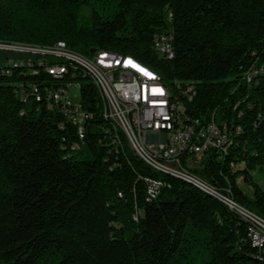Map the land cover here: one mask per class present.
I'll return each instance as SVG.
<instances>
[{
	"label": "trees",
	"instance_id": "1",
	"mask_svg": "<svg viewBox=\"0 0 264 264\" xmlns=\"http://www.w3.org/2000/svg\"><path fill=\"white\" fill-rule=\"evenodd\" d=\"M170 28L165 58L154 35ZM0 41L131 56L201 124L233 121L239 133L220 157L193 171L264 220V0H0ZM33 60L12 76L0 71V264H264V240L254 246L217 196L147 164L119 128L115 151L98 88L78 67L73 80L92 113L80 138L46 97L64 81ZM20 81L41 99H23ZM179 83L196 95L188 100ZM148 178L162 182L154 197Z\"/></svg>",
	"mask_w": 264,
	"mask_h": 264
},
{
	"label": "built area",
	"instance_id": "2",
	"mask_svg": "<svg viewBox=\"0 0 264 264\" xmlns=\"http://www.w3.org/2000/svg\"><path fill=\"white\" fill-rule=\"evenodd\" d=\"M171 31L172 28L156 32L154 35V48L165 58H171L174 54ZM0 50L25 57L11 64L0 62V71L11 72V76L16 68L32 66L33 56H36L39 65L53 68V76L64 81V84L58 86L55 91H49L46 97L58 102L64 119H71V125L76 127L80 138L84 136L85 125L92 113L82 108L80 92L79 95L70 94L71 88H81L80 82L73 80L76 76L75 70L81 67L91 78L99 79L104 84L102 115L109 123L108 127L103 129L106 141L112 144L115 151L121 149L117 124H124L129 128L131 137L137 140V149H143L153 164H160L163 168H175L180 179L184 175L199 176L193 169L202 167L203 160L210 153L220 157L222 144L239 133V126L233 125L231 120L208 123L207 119L204 124H196V116H190L179 99L168 98L166 88L161 86L156 76L149 75L145 69L141 71L142 67L132 61L126 63L129 59L119 58L117 53L95 51L93 55L86 56L70 49L63 41L53 46L0 41ZM46 56L58 58V63L47 64ZM37 72V69L33 70V73ZM20 82L22 89L18 92L23 99L29 96L41 99L37 85L28 81ZM179 88L188 100L196 95L193 84L179 83ZM60 127L63 128V122ZM186 145H194V152H186ZM75 146L77 145L73 147ZM241 165L243 166L244 162L232 160L231 168L237 169ZM147 181L149 195L154 197L162 182L152 178ZM209 187L218 190L219 200L246 223L248 237L251 243L258 247V238L264 234V226L255 221V213L248 209L247 213H240L236 204L230 203L227 190L210 183Z\"/></svg>",
	"mask_w": 264,
	"mask_h": 264
},
{
	"label": "bare ground",
	"instance_id": "3",
	"mask_svg": "<svg viewBox=\"0 0 264 264\" xmlns=\"http://www.w3.org/2000/svg\"><path fill=\"white\" fill-rule=\"evenodd\" d=\"M61 42V41H58ZM101 51H106V50H101ZM113 52V51H111ZM113 53H117V52H113ZM117 57L119 58H128L129 61H132V63L138 64L139 66L142 67V69L147 70L148 74L154 75L157 77L158 82H160L159 76L157 73H155L154 71H152L150 68L146 67L145 65L141 64L140 62H138L136 59H134L131 56L128 55H122L117 53ZM49 72H53V68L49 69ZM95 85L98 88V91L100 93V96L102 98V101H104V84L102 82H100L99 79L97 78H92ZM161 86H163L164 88H166V86L161 83ZM167 90V88H166ZM167 95L168 98H170L169 92L167 90ZM213 123V122H212ZM196 124H201V122H199V120H196ZM117 128H119L126 136L130 146L132 147V149L149 165H151L152 167H154L156 170L165 172L167 174H171L173 176H177L180 178V176H178V172L175 171V168H163V166H160V164H153V161L150 160V156L146 154V152H144L143 149H137V140L134 139L133 137H131L130 135V130L129 128H127V126H124V124H117ZM230 140H228L227 142H224V144H222V150H225L227 148V143ZM186 152H194V145H186ZM182 179L188 180L194 184H196L198 187H200L201 189L208 191L209 193L217 196L219 198V191L215 190L212 187H209V184H206L205 182H203L202 180H200L196 175H184L181 176ZM228 199H230V203H234L237 206V209L240 210V213H247V209H245L243 206H240L238 203H236L228 194ZM255 221L258 223H262V226H264V220L262 218H260L258 215L255 214ZM264 240V234H262L260 236V238H258V245H261L263 243Z\"/></svg>",
	"mask_w": 264,
	"mask_h": 264
},
{
	"label": "rangeland",
	"instance_id": "4",
	"mask_svg": "<svg viewBox=\"0 0 264 264\" xmlns=\"http://www.w3.org/2000/svg\"><path fill=\"white\" fill-rule=\"evenodd\" d=\"M4 43H6V42H4ZM5 58V59H4ZM25 57H23V58H21V57H19V58H17L16 57V54H14L13 52H9V51H1L0 50V62H3V60L4 61H6L5 63H12L13 61H15V60H18V61H20V60H22V59H24ZM79 92H80V88H79V86H76L75 88H71L70 89V94L72 95V96H74V94H78L79 95ZM255 179L260 183V184H262L263 182H261V180L259 179V176L258 175H255ZM238 184L242 187V189L243 190H245L246 192H248V193H251L252 192V190H251V188H250V186H248L247 184H245L244 183V181H243V178L242 177H240V178H238Z\"/></svg>",
	"mask_w": 264,
	"mask_h": 264
},
{
	"label": "snow or ice",
	"instance_id": "5",
	"mask_svg": "<svg viewBox=\"0 0 264 264\" xmlns=\"http://www.w3.org/2000/svg\"><path fill=\"white\" fill-rule=\"evenodd\" d=\"M126 63H131V61H126ZM134 67H138L137 65H133ZM141 71H144L143 69H140ZM151 75V74H149Z\"/></svg>",
	"mask_w": 264,
	"mask_h": 264
}]
</instances>
